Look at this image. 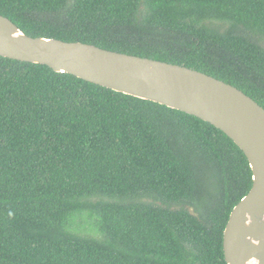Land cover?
<instances>
[{
  "label": "trees",
  "instance_id": "obj_1",
  "mask_svg": "<svg viewBox=\"0 0 264 264\" xmlns=\"http://www.w3.org/2000/svg\"><path fill=\"white\" fill-rule=\"evenodd\" d=\"M26 35L183 65L264 108V0H0ZM243 151L185 112L0 56V264H227Z\"/></svg>",
  "mask_w": 264,
  "mask_h": 264
},
{
  "label": "water",
  "instance_id": "obj_2",
  "mask_svg": "<svg viewBox=\"0 0 264 264\" xmlns=\"http://www.w3.org/2000/svg\"><path fill=\"white\" fill-rule=\"evenodd\" d=\"M0 56L46 65L91 83L193 115L225 133L246 156L252 185L223 230L227 264H264V108L201 71L80 41L26 35L0 15Z\"/></svg>",
  "mask_w": 264,
  "mask_h": 264
},
{
  "label": "bare ground",
  "instance_id": "obj_3",
  "mask_svg": "<svg viewBox=\"0 0 264 264\" xmlns=\"http://www.w3.org/2000/svg\"><path fill=\"white\" fill-rule=\"evenodd\" d=\"M150 59H152V58H150ZM155 60H157V59H155ZM160 61V60H159ZM165 62V61H164ZM167 63H169V62H167ZM172 64H175V63H172ZM211 76V75H210ZM213 77V76H212ZM215 78V77H214ZM216 79H218V78H216ZM220 80V79H219ZM222 81V80H221ZM226 83V82H225ZM229 84V83H228ZM231 85V84H230Z\"/></svg>",
  "mask_w": 264,
  "mask_h": 264
}]
</instances>
